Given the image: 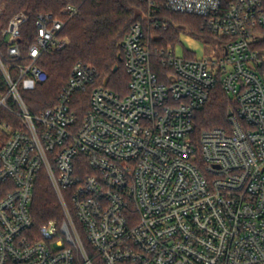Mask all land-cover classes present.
I'll return each mask as SVG.
<instances>
[{
	"label": "built area",
	"instance_id": "1",
	"mask_svg": "<svg viewBox=\"0 0 264 264\" xmlns=\"http://www.w3.org/2000/svg\"><path fill=\"white\" fill-rule=\"evenodd\" d=\"M141 1L120 45L126 94L76 63L39 113L23 94L45 82L40 61L67 46L78 7L38 15L24 50L30 17L3 24L0 3V264H92L81 233L104 264H264V0ZM161 8L202 19L222 42L195 59L153 48L152 32L168 27ZM91 86L79 119L74 97ZM217 86L235 103L228 127L196 133ZM41 173L63 218L35 227Z\"/></svg>",
	"mask_w": 264,
	"mask_h": 264
},
{
	"label": "trees",
	"instance_id": "2",
	"mask_svg": "<svg viewBox=\"0 0 264 264\" xmlns=\"http://www.w3.org/2000/svg\"><path fill=\"white\" fill-rule=\"evenodd\" d=\"M5 4L3 24L16 13H25L30 18L21 28L20 43L26 50L35 33V18L38 15H52L54 19H65V9L72 5L78 7V15L69 20L61 36L68 39L67 46L45 56L40 67L47 78L31 92H25L23 98L32 113H39L56 103L57 96L68 81L70 72L76 63L91 66L97 73L96 86L107 80L106 88L124 96L127 91L128 76L121 56V40L128 33L130 26L145 12L146 5L141 0H0ZM158 17L167 22L165 30L152 32V47H166L180 43V34H184L198 43L217 46L222 40L217 39L198 17L175 14L160 9ZM264 48V41L261 42ZM117 67L116 71L113 69ZM154 72L161 76L163 71L157 65ZM93 86L75 95L72 110L82 119L88 108V96ZM235 103L217 86L210 94L207 104L196 114L194 127L196 133L213 128H227L228 112L234 110ZM30 214L35 227L50 221L60 222L63 218L57 199L44 173L38 177L30 206ZM80 231V230H79ZM81 233V231H80ZM81 238L92 264H104L94 256L81 233Z\"/></svg>",
	"mask_w": 264,
	"mask_h": 264
},
{
	"label": "rangeland",
	"instance_id": "3",
	"mask_svg": "<svg viewBox=\"0 0 264 264\" xmlns=\"http://www.w3.org/2000/svg\"><path fill=\"white\" fill-rule=\"evenodd\" d=\"M140 16L142 18L141 14H140ZM181 36L188 37L182 33V34H180V43L175 44V45H168V46H170L172 48L177 46L176 47V54L179 56L183 55V57L186 59H195L197 57H205V56L209 55L211 53V51L214 49V46L204 45V44L198 43L197 41L193 40L190 37H188V38H190V40H189L185 37L181 38ZM190 41H191V43H190ZM156 47L157 46H154L153 48H156ZM158 48H163V47H158ZM188 49L194 50L195 53L189 52ZM162 74H163V72L161 73V78L163 76Z\"/></svg>",
	"mask_w": 264,
	"mask_h": 264
},
{
	"label": "water",
	"instance_id": "4",
	"mask_svg": "<svg viewBox=\"0 0 264 264\" xmlns=\"http://www.w3.org/2000/svg\"><path fill=\"white\" fill-rule=\"evenodd\" d=\"M119 61H121L120 57H119ZM116 70H117V67H115V68L113 69V71H116ZM103 85H104V86L107 85V80L104 81ZM228 114H230V112H229Z\"/></svg>",
	"mask_w": 264,
	"mask_h": 264
},
{
	"label": "crops",
	"instance_id": "5",
	"mask_svg": "<svg viewBox=\"0 0 264 264\" xmlns=\"http://www.w3.org/2000/svg\"><path fill=\"white\" fill-rule=\"evenodd\" d=\"M182 37H185V36H181V38H182ZM185 38H187V39H189V40H190V38H188V37H185ZM191 41H192V40H191ZM191 41H190V43H191Z\"/></svg>",
	"mask_w": 264,
	"mask_h": 264
}]
</instances>
